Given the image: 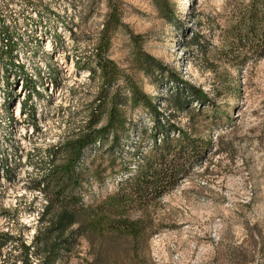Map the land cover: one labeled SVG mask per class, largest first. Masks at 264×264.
I'll use <instances>...</instances> for the list:
<instances>
[{
  "label": "rangeland",
  "instance_id": "obj_1",
  "mask_svg": "<svg viewBox=\"0 0 264 264\" xmlns=\"http://www.w3.org/2000/svg\"><path fill=\"white\" fill-rule=\"evenodd\" d=\"M263 39L264 0H0V264H264ZM165 139L194 164L116 205Z\"/></svg>",
  "mask_w": 264,
  "mask_h": 264
},
{
  "label": "trees",
  "instance_id": "obj_2",
  "mask_svg": "<svg viewBox=\"0 0 264 264\" xmlns=\"http://www.w3.org/2000/svg\"><path fill=\"white\" fill-rule=\"evenodd\" d=\"M175 22L178 24L177 20ZM195 43L198 44V41L196 40ZM246 47L247 49H244V54L250 55L252 53L253 58L264 57V39L261 41L254 40L253 42H249ZM22 79L25 82L24 86L26 88L28 87V82L33 83V80L27 76L26 79ZM32 93H34L33 88ZM30 97L31 96H28L27 100H29ZM20 111H22V114L26 113L25 104L21 105ZM13 121L14 118H12V122ZM144 137L145 136H143V138ZM162 143L161 146L155 145L156 148H154V151L156 156L151 160L148 167L139 166L141 171L137 170V175L126 180V183H124L118 192L112 197V200L116 205L127 209L143 210L152 202L164 197L176 188L181 179L180 173L184 174L188 171L189 166L194 164L193 157L196 156V152L200 149L198 146H195L192 150L189 149L190 151H176L169 146L166 139ZM132 145L134 147L133 149L136 148L135 154L137 156L139 154L143 155L140 150L141 144L135 143ZM3 162L5 163V161ZM70 181H73V185L76 182L78 183L79 180L77 175H75V177L72 176ZM38 224L42 227L39 228L36 233L34 241L35 248L46 253L50 249L51 238L55 233L54 228L57 223L45 220L41 217L38 219Z\"/></svg>",
  "mask_w": 264,
  "mask_h": 264
},
{
  "label": "bare ground",
  "instance_id": "obj_3",
  "mask_svg": "<svg viewBox=\"0 0 264 264\" xmlns=\"http://www.w3.org/2000/svg\"><path fill=\"white\" fill-rule=\"evenodd\" d=\"M19 111V112H18ZM19 113H21L20 109H17V114L19 115Z\"/></svg>",
  "mask_w": 264,
  "mask_h": 264
}]
</instances>
